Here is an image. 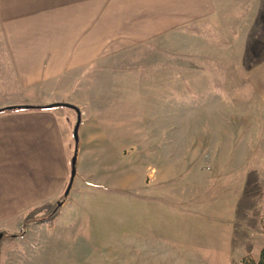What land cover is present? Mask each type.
I'll return each instance as SVG.
<instances>
[{"label":"rangeland","instance_id":"rangeland-1","mask_svg":"<svg viewBox=\"0 0 264 264\" xmlns=\"http://www.w3.org/2000/svg\"><path fill=\"white\" fill-rule=\"evenodd\" d=\"M228 1L209 0L204 15L200 0H81L65 22L43 23L6 15L15 0H0V110L68 103L82 123L66 196L73 143L58 198L22 199L0 174V264L258 260L264 22ZM89 34L94 53L83 57L89 46L70 45ZM7 43L64 49L55 92L19 87ZM57 97L66 100L40 104Z\"/></svg>","mask_w":264,"mask_h":264},{"label":"crops","instance_id":"crops-1","mask_svg":"<svg viewBox=\"0 0 264 264\" xmlns=\"http://www.w3.org/2000/svg\"><path fill=\"white\" fill-rule=\"evenodd\" d=\"M35 1H39L40 5L37 6ZM80 1L68 0L66 4L65 0H15L17 5L9 4V12L6 15L12 16L18 13L16 15L20 17L40 16L41 19L38 20L40 22L60 23L66 21L63 14L67 13L70 16L75 12V7L80 6ZM200 2L205 15L209 0H200ZM219 4L217 0V5ZM230 5L235 9L239 7L245 9L247 6L250 16L252 14L262 16L264 22V0H232L231 3L228 1L224 4L225 7ZM60 15H63L62 18H59ZM86 45L89 46V50H84L83 57L91 50V34L88 36V42L84 37L83 41H79L76 45L72 42L70 46L83 48ZM32 49V47H24V51L20 52L7 43V56L12 64L10 68L19 79V87L24 91L36 90L40 94L55 92V88L61 85L62 64L66 60L64 49H60V57L51 55L48 47ZM94 49L93 43L90 55L94 53ZM48 55L53 59L52 64L43 68L42 65L47 62ZM17 56L20 59H17ZM15 83H17L16 79ZM65 100L58 97L43 99L40 104H49L51 101L65 102ZM70 111L71 113L51 108L18 109L0 113V174L8 175L10 189L17 192L22 199L58 198L67 176L68 151L72 149V143L74 145L69 116L73 111ZM81 128L80 122L78 132ZM259 231L263 233L262 230Z\"/></svg>","mask_w":264,"mask_h":264},{"label":"water","instance_id":"water-1","mask_svg":"<svg viewBox=\"0 0 264 264\" xmlns=\"http://www.w3.org/2000/svg\"><path fill=\"white\" fill-rule=\"evenodd\" d=\"M54 107H64V108H67V109L74 111L76 114V122H75V125L73 127V131H72L73 142H74V152H73V156L71 157V161H70L69 181H68V184H67L66 189L64 191V196H66L70 191V188H71L73 180H74L75 171H76V151H77V144H78V129H79V125L81 122L80 110L76 106L68 104V103H55V104H50V105H46V106H38V107L23 105V106H17L15 108L26 109V110H29V109L47 110V109H51ZM57 205L60 206L61 202H58Z\"/></svg>","mask_w":264,"mask_h":264},{"label":"trees","instance_id":"trees-1","mask_svg":"<svg viewBox=\"0 0 264 264\" xmlns=\"http://www.w3.org/2000/svg\"><path fill=\"white\" fill-rule=\"evenodd\" d=\"M14 110H18V108H6V109H1L0 113L3 112H7V111H14ZM36 110V109H33ZM38 110H42V109H38ZM46 205L39 207L38 209H41L42 207L44 208ZM42 208V209H43ZM41 209V210H42ZM37 209H34L30 214L32 215L34 212H36ZM57 216V212L55 211L54 213H52V215L49 218H46L44 220V222L48 225V226H52V221L55 219V217ZM27 219V218H26ZM259 224L260 227L264 230V215H262L259 219ZM242 264H264V247L261 249L260 251V255L258 260H255L254 258H252V256L247 255L244 258H242L241 260Z\"/></svg>","mask_w":264,"mask_h":264}]
</instances>
